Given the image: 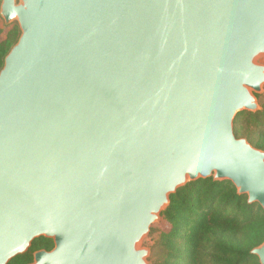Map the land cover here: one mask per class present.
<instances>
[{
    "label": "water",
    "instance_id": "obj_1",
    "mask_svg": "<svg viewBox=\"0 0 264 264\" xmlns=\"http://www.w3.org/2000/svg\"><path fill=\"white\" fill-rule=\"evenodd\" d=\"M0 264H150L187 182L264 211V150L237 137L264 86V0H0ZM264 264V239L253 247Z\"/></svg>",
    "mask_w": 264,
    "mask_h": 264
},
{
    "label": "trees",
    "instance_id": "obj_2",
    "mask_svg": "<svg viewBox=\"0 0 264 264\" xmlns=\"http://www.w3.org/2000/svg\"><path fill=\"white\" fill-rule=\"evenodd\" d=\"M18 35L15 22L5 25L2 21L0 68ZM256 97L259 111L240 112L234 118L237 137L235 125L243 113L252 119L264 120V96ZM262 138L247 141L264 150V134ZM169 200L161 213V221L151 226L150 234H159L150 248V264H259L250 250L264 239V211L257 203H247L246 195L237 194L230 181L209 177L187 182ZM52 246L51 239L39 237L25 253L15 256L8 264L29 263L35 250H49Z\"/></svg>",
    "mask_w": 264,
    "mask_h": 264
},
{
    "label": "rangeland",
    "instance_id": "obj_3",
    "mask_svg": "<svg viewBox=\"0 0 264 264\" xmlns=\"http://www.w3.org/2000/svg\"><path fill=\"white\" fill-rule=\"evenodd\" d=\"M2 19L0 18V26H1V21ZM4 23V22H3ZM258 62L260 63H264V56H261L258 58ZM259 96H264V86L262 89V92L259 94ZM257 101L259 103V99L257 98ZM245 112V111H243ZM236 129L238 130V136L239 137H244L246 139H252V140H262V136L264 133V120H258V119H252L250 117H248L247 115H245V113H243L240 117H238V120L236 121V125H235ZM161 221V214H160V220ZM159 222L155 223L158 224ZM154 225V224H153ZM151 230V229H150ZM158 232L157 233H153L152 235L149 234L143 239L142 241V246L148 247L149 250L151 248V245L154 241V239L158 236ZM150 254H151V250H150ZM150 254L148 257L149 263H150Z\"/></svg>",
    "mask_w": 264,
    "mask_h": 264
}]
</instances>
